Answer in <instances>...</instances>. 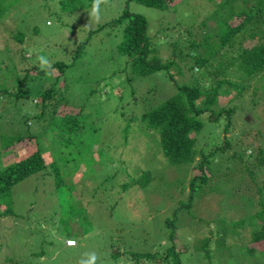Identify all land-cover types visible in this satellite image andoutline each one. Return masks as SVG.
<instances>
[{"label": "rangeland", "instance_id": "rangeland-1", "mask_svg": "<svg viewBox=\"0 0 264 264\" xmlns=\"http://www.w3.org/2000/svg\"><path fill=\"white\" fill-rule=\"evenodd\" d=\"M169 1L176 5L161 11L135 0H0L6 17V22L0 26V60L4 58L9 62L8 47L17 66V70L12 72L13 78L9 80L15 82L34 66L47 68L59 61L71 64L65 69L64 76L58 77L57 72L52 75L47 70L42 79L36 80L40 85L32 83L33 89L45 86L51 78L58 79L59 83L67 81L68 90L65 94L69 97L72 112L78 113L84 103L94 105L91 117L83 121L87 128L92 127L91 134L86 138V145H79L75 152L84 151L93 143L98 147L95 149L97 154L103 151L102 159L94 156L98 160L97 166L92 163L87 168L89 173L84 176L82 184L77 185L79 195L73 197V193L65 186L55 188L53 179H42L37 174L14 187L12 207L17 215L0 218V264H71L69 253L73 250L69 251L63 245H68L65 236L55 235V225L65 228L61 223L63 220H67L65 225L69 223L72 227L77 226V229V224L87 227L85 238L80 243L83 246L80 253L84 259L90 257L96 261L95 264H114L108 255L102 253H108L104 245L110 237L135 251H162L171 244V228L167 222L174 218V210L182 205L191 206L190 209L182 208L177 221L179 246L187 244L191 248L190 253L182 257L183 264H264L257 258L253 260V257L245 256L244 248H235L238 254L233 257L229 247L217 249L211 243L220 238L221 223L228 218L239 220L246 216L260 224L258 215L251 216L258 213L259 193L256 189L263 183L264 169L259 172V181H255L249 174V167L256 163L258 147L264 145V105L261 97L264 95V73L251 77L243 95L231 104L238 111L232 119V130L225 131L229 121L226 114L216 122L205 120L202 130L195 134L198 153L193 163L171 164L161 151L158 132L142 133L143 124L134 121V117L143 110L159 102L158 98L167 99L174 95L178 91L176 84L192 83L191 72L185 66L184 70L174 66L171 72L176 82H173L167 71L149 76L135 74L115 53L120 33L114 22L126 10L142 13L149 20L151 31L167 29L160 39L180 41L177 52L180 55L184 51L197 54V49L190 48V39L194 37L197 42L208 41L202 28L216 34L222 19V15L217 16L215 12L224 0ZM228 1L221 11L226 15L232 10L241 12L240 3ZM243 20V17H236L230 21V25L236 27ZM260 27L264 28V22ZM20 29L26 35L24 42L15 36ZM84 42L81 56L74 61L73 56L79 53V45ZM252 44L247 38L245 45ZM166 46V41L163 46L159 43V53L163 59L173 57L171 47ZM228 50L233 51V48L224 47L222 52ZM182 55L188 57L185 53ZM209 63L214 67L218 65L217 61ZM0 65H3L0 68L5 73L8 68H4L2 62ZM10 68L13 65L10 64ZM47 72L48 76L45 77ZM228 73H232L230 76H235L236 80L243 77V70L237 66H233ZM223 89L224 95L220 98L222 107L229 106L225 104L229 98L225 93L230 97L236 94L229 85ZM32 94L34 96L35 92ZM1 111L0 104V131L17 134L19 124L11 122ZM251 128H255L260 135L245 137L243 134ZM141 135H146L143 136L145 140ZM53 137L57 145H61L69 133L56 132ZM41 138L42 146H50L51 136L41 135ZM227 138L234 141L230 147L223 149ZM13 148L15 151L8 153L6 162L27 155L26 148H32L35 152L38 146L24 141L15 143ZM201 150L209 154L213 152L206 162L208 179L199 183L191 198L190 182L200 172L198 162L202 158ZM240 154L243 155L241 159ZM94 157L88 160L92 162ZM122 157L129 167L126 171L120 161ZM146 170L151 173L149 185L145 188L131 185L121 195V200H124L121 207H115V194L121 185L113 182V176V179L108 176L119 171L115 179L124 184L132 182V178ZM81 186L85 187L84 192ZM71 206L82 208L86 215L73 217ZM1 207L6 208V205L2 203ZM70 234L79 240L77 231ZM203 237L210 241L209 247L205 248L204 242H198ZM61 240L65 243L62 244ZM241 240L247 241L245 231L240 236H228L226 243H240ZM255 245L264 250V242ZM196 247H202L209 257L202 251L194 252ZM43 249L45 254H34ZM77 258L76 255L74 259Z\"/></svg>", "mask_w": 264, "mask_h": 264}, {"label": "trees", "instance_id": "trees-1", "mask_svg": "<svg viewBox=\"0 0 264 264\" xmlns=\"http://www.w3.org/2000/svg\"><path fill=\"white\" fill-rule=\"evenodd\" d=\"M144 5L156 8L161 11H165L170 7H174L169 0H135ZM215 1V0H211ZM241 4V12H235L234 10L228 11L227 15L221 11L224 9L223 5H226L228 0L221 1V7L216 11L215 15H222L219 28L215 33L206 32L205 38H209L205 42H197L194 37L190 39V48H195L199 52L197 54H191V52H182L178 55L180 41L169 42L165 38L160 39L162 33L167 29L162 28L158 32H153L150 29V23L144 14L131 12L126 10L115 22L118 25V32L120 33V41L116 49L119 60H124L125 64L131 68V70L140 76H149L159 72H165L171 76L173 82L175 81L174 75L171 72V68L176 66L181 70H184L185 66L191 72L192 83L179 85L177 92L168 97L167 99L158 98L160 101L154 105H150L147 109L143 110L139 115L134 117V121L139 124H143L145 133L156 130L159 134L161 151L163 155L169 160L171 164L180 163H193L195 161V155L198 153L195 134L199 133L204 125L205 120L219 121L221 117L226 114L229 118L226 123L225 131L229 132L234 114L238 113L237 108L231 105L234 101H238L245 92L249 85L246 83L251 82L252 78L260 72L264 73V28L260 27V24L264 22V0H234ZM178 2H181L180 0ZM233 3V2H231ZM237 10L236 6L232 4ZM12 7V6H11ZM4 8L0 6V26L6 22L4 17ZM223 12V13H221ZM236 17H243L242 23L236 27L230 25V21ZM206 25V24H205ZM37 33L36 28L34 29ZM242 32V34H239ZM151 33V34H150ZM18 40L24 42L26 35L24 31L20 29L15 35ZM15 37V39H16ZM158 37V40L155 38ZM239 38V39H238ZM247 38L252 41L251 46H246L245 42ZM160 40V41H159ZM167 42L166 47H171L173 57L163 59L160 56L159 43L164 45ZM229 46L233 48V51L222 52L224 47ZM6 51L9 55V62L4 58L0 60L5 65L4 68H8L5 73L0 68V104L1 112L7 115L11 122L18 123L19 130L17 134H7L0 131V218L16 216V212L12 207L13 189L21 181L32 175H39L42 179L47 177L53 179L55 188H61L65 186L69 192L75 195H79L76 191L77 185H81L83 178L88 174L87 168L94 163L96 165V157L102 159L100 150L97 154L95 143L90 145L84 151L76 148L84 144L86 145V138L91 134L90 129L83 125V121L91 117L90 112L93 114L94 105L84 103L79 108L78 113L70 110L72 105L69 103V97L66 93L68 90L67 81L59 83L58 79L51 78L42 86H39L37 90L33 89V86L40 85L36 80L42 79L45 72L48 70L54 75L53 72L64 76L65 69L70 65L63 62H56L52 66L47 68H37L34 66L32 69H28L26 74L16 79L15 82L10 81L9 78H13L12 72L17 70L14 61V56L11 53V49L6 47ZM85 48V42L79 45V53L77 52L73 56V60L81 56V52ZM185 53L186 58L182 54ZM73 61V62H74ZM210 61H217V67H214ZM10 64L13 68H10ZM3 66V65H0ZM233 66H237L238 69L243 70V77L240 80H236L232 73H228ZM187 70V69H186ZM3 73V74H2ZM48 76V72L45 77ZM249 78V79H248ZM251 78V79H250ZM209 80V82H207ZM34 85L32 86V83ZM229 85L234 88L236 94L234 97L228 95V101L225 103L229 106H221L220 98L224 95L223 88ZM32 92H35L33 96ZM32 96V97H31ZM264 105V95L261 96ZM19 101H22L19 103ZM262 102V100H261ZM260 105V103L258 102ZM221 108H216V107ZM214 109V110H213ZM66 112H63L65 111ZM20 113V114H19ZM207 114V115H205ZM136 115V114H135ZM72 117V118H71ZM130 124V123H129ZM232 130V129H230ZM255 128H251L243 135L247 138L259 134L255 131ZM67 131L69 137L61 142V145H57L53 137L54 133H61ZM235 131V130H233ZM42 133V134H41ZM41 135L51 136L50 146H42ZM260 135V134H259ZM142 139H144L141 135ZM151 136V135H149ZM238 137V136H237ZM259 137V136H258ZM28 141L31 145L37 144V151L33 152V149H27V155L18 156V158L12 161H7L5 158L8 153L14 152L13 145ZM234 139L227 138L223 143V149L230 147ZM26 147V146H23ZM103 152V151H102ZM123 153V152H122ZM202 158L198 162L199 173H196L191 179V198L194 197L195 190L198 188L199 183L202 180H207L206 173L207 160H209L212 153H207L204 150L200 151ZM96 155V157H94ZM121 154V156H123ZM243 155L240 154L239 159ZM94 161H89V158H93ZM256 163L250 168L249 174L255 181H259V172L264 169V145L258 147L257 155L255 157ZM121 163L124 165V171L129 169L126 164V160L122 157ZM115 164V160H113ZM97 169V168H96ZM256 169V170H254ZM123 171V172H124ZM119 171H115L108 177L113 179L115 184H120V188L115 194V207H121L124 200H121V195L124 191L128 190L131 185H135L139 188H145L151 181L150 170H146L141 175L132 178V182L120 183L115 178L118 176ZM263 174V173H262ZM113 176V177H111ZM139 177V179H138ZM77 178L75 182L74 179ZM263 183L257 187L256 191L259 193L258 199V220L260 224L253 221V218H240L226 219L222 221L220 238L213 240L212 247H229L233 257H236L237 251L235 248H244L246 250L245 256L253 257V260L257 258L259 262H264V250L255 245L260 242H264V180ZM133 183V184H132ZM84 192L85 187H80ZM101 187H99L100 189ZM74 190V192H73ZM79 201V200H77ZM4 203L6 208H2L1 204ZM184 209H190V205L181 206L174 210V218L169 219L167 225L171 228L169 246H165L164 250L157 252H139L130 249L125 243L114 240V237H110L105 240L104 250H107L106 254L108 258L112 260L114 264L120 262H126L127 264H183L182 257L190 253V245L183 244L179 246V240L177 235V221L180 211ZM71 214L73 217L77 215H86L82 208L75 209L71 206ZM73 222V221H72ZM65 228L60 225H55V235L65 236L66 241L69 239H75L71 236L70 232L77 231L80 236L78 245L68 246L65 241L62 244L67 249L73 250L71 254V264H95L89 258L84 259L81 257L80 245L83 238H85L86 228L80 225L70 226L67 220L61 222ZM83 224V223H82ZM232 229V232L230 231ZM245 231V238L247 241L241 240L240 243L227 244L226 239L228 236H240ZM65 232V233H64ZM84 235V236H83ZM204 242V247L211 245L207 237L200 238L198 242ZM244 241V242H243ZM247 242V243H246ZM191 243V242H190ZM243 243V244H242ZM245 243V244H244ZM77 244V243H76ZM80 245V246H79ZM64 246V247H65ZM198 249V250H196ZM194 252L202 251L206 257H209L208 252H204L202 247H196ZM45 249L41 252H35V255L45 254ZM78 256L75 260L74 258ZM211 255V254H210ZM236 261V258H233ZM88 260V261H85ZM90 261V262H89ZM57 262V261H56ZM59 264V262H58Z\"/></svg>", "mask_w": 264, "mask_h": 264}, {"label": "clouds", "instance_id": "clouds-1", "mask_svg": "<svg viewBox=\"0 0 264 264\" xmlns=\"http://www.w3.org/2000/svg\"><path fill=\"white\" fill-rule=\"evenodd\" d=\"M50 22H48V24H49ZM71 241H73L74 243H71ZM67 243H68V246H76L77 244V240L76 239H69L68 241H67Z\"/></svg>", "mask_w": 264, "mask_h": 264}, {"label": "built area", "instance_id": "built-area-1", "mask_svg": "<svg viewBox=\"0 0 264 264\" xmlns=\"http://www.w3.org/2000/svg\"><path fill=\"white\" fill-rule=\"evenodd\" d=\"M71 243H74L73 241H71Z\"/></svg>", "mask_w": 264, "mask_h": 264}]
</instances>
